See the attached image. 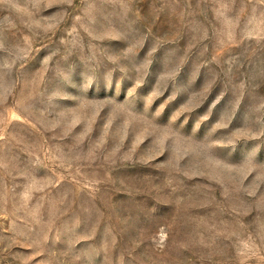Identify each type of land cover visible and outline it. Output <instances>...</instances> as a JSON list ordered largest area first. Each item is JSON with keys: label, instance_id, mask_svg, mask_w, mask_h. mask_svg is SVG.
I'll return each mask as SVG.
<instances>
[{"label": "rangeland", "instance_id": "obj_1", "mask_svg": "<svg viewBox=\"0 0 264 264\" xmlns=\"http://www.w3.org/2000/svg\"><path fill=\"white\" fill-rule=\"evenodd\" d=\"M0 264H264V0H0Z\"/></svg>", "mask_w": 264, "mask_h": 264}]
</instances>
